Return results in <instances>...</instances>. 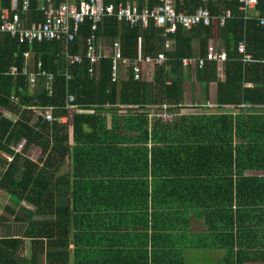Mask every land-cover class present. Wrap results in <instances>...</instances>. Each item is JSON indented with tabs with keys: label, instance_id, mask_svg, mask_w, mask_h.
Listing matches in <instances>:
<instances>
[{
	"label": "trees",
	"instance_id": "trees-1",
	"mask_svg": "<svg viewBox=\"0 0 264 264\" xmlns=\"http://www.w3.org/2000/svg\"><path fill=\"white\" fill-rule=\"evenodd\" d=\"M175 2L186 13L206 7L210 24L166 32L153 19L131 27L106 15L96 31L89 19L77 29L69 43L73 53L85 49L93 32L96 40L119 41L128 61L124 78L113 76L112 58H101L98 66L85 57L69 64L64 41L30 46L3 35L0 189L8 195L4 210L12 220L0 216V264H186L182 243L197 236L183 233L192 226L190 217L207 228L198 248L221 251V264H264V0L248 18L238 0ZM137 3L152 8L158 0ZM226 11L231 14L222 24ZM23 18L43 20L36 0ZM167 40L168 61L155 66L153 82L136 80L139 53L156 57ZM211 40L224 42L222 79L220 64L207 59ZM241 41L249 61L238 50ZM189 57L205 62L185 72L182 61ZM38 63L54 75L51 92L43 77L32 87L23 73L37 71ZM12 67L18 74L9 72ZM186 77L201 92L194 105L208 100L216 82V101L226 111L158 119L151 126L140 109L149 102L151 85L153 103L179 108ZM121 106L129 108L126 113L120 114ZM37 109H51L54 118L46 120ZM150 128L154 146L136 148L135 142L148 140ZM31 147L39 149L36 159ZM16 224L24 227L21 234Z\"/></svg>",
	"mask_w": 264,
	"mask_h": 264
},
{
	"label": "built area",
	"instance_id": "built-area-1",
	"mask_svg": "<svg viewBox=\"0 0 264 264\" xmlns=\"http://www.w3.org/2000/svg\"><path fill=\"white\" fill-rule=\"evenodd\" d=\"M39 3V10L43 14V20L27 22L23 18V14H27L31 6L32 0H9V4H4L0 0V40L4 34L9 33L18 38L21 43H26L32 46L35 42L44 40L53 41L65 39L68 44L73 42L75 34L80 25L89 19L92 22L93 31L97 30L98 23L106 15L115 16L119 21L127 22L131 27L147 26L148 22L153 19L158 27H164L166 32H174L178 25L186 29H191L197 25H209L211 22L210 11L206 7H199L191 13L177 11L175 0H158V3L150 8L147 4L139 7L134 1L126 0L125 2L106 4L105 0H36ZM240 2V10L245 12V18H248V13L253 12L258 4V0H238ZM230 11H226L221 17V23L229 17ZM264 23V20L261 21ZM171 48L169 40L165 43V51L161 52L156 57L143 56L139 53L137 59L133 62L134 78L136 80L143 79L144 66H160L168 61L166 50ZM238 50L244 54L243 61H249L251 56L246 54V45L244 41L238 44ZM28 54V53H27ZM28 56V55H27ZM104 55L97 53L96 34L93 32L86 40L84 54H74L68 49L64 51V57L69 64L81 63L87 58L90 63L98 64L99 60ZM121 48L118 40L113 41V76L118 73V63L122 59ZM225 53H216L210 47L207 59L215 61H224ZM127 61V60H126ZM198 61L202 66L204 59H195L192 57L184 58V65H193ZM9 72L13 75L18 74L17 67H12ZM28 74L29 81L32 87L36 84V77H43L45 86L51 92L54 75L41 68V63H38V70L23 71ZM74 101V96L69 95L67 102L70 104ZM215 106V105H214ZM153 111L149 116L155 119H160L164 122L172 121L177 113L172 110L173 105L163 103L152 105ZM36 112L42 115L46 120H52V110L37 109ZM67 119L62 118V121ZM22 143L16 147V151L21 150Z\"/></svg>",
	"mask_w": 264,
	"mask_h": 264
},
{
	"label": "crops",
	"instance_id": "crops-1",
	"mask_svg": "<svg viewBox=\"0 0 264 264\" xmlns=\"http://www.w3.org/2000/svg\"><path fill=\"white\" fill-rule=\"evenodd\" d=\"M132 1H134L138 5L137 0H132ZM121 2H123V1H121ZM118 3H120V2H118ZM8 4H9V2H8ZM102 39H104L103 42L101 41ZM107 39H110V38L105 37V38H99V39L96 40L97 53H100V54L104 55L103 57L112 58L113 50H109V47L106 44V40ZM59 40L64 41L65 42V48L69 50L68 42L64 38L63 39H59ZM83 46L81 48H83ZM210 47H212L216 53H220V54L221 53H225L224 42L221 41V40H211L210 41ZM84 50L82 51L83 53H84ZM82 52L80 50V51H78L76 53L77 54H82ZM76 53H74V54H76ZM26 55H28V56H26V58H27L26 59V61H27L26 67H28V65L30 63V58L33 59V53L31 52V53H28ZM225 55H226V53H225ZM217 62L220 64L219 78L222 79L223 78V61H217ZM92 65L98 66L99 63L98 64H92ZM190 66H192V65H187L186 66V65L183 64L185 72H187V70H188V68ZM127 68H128V61L121 60L118 63V73H117V76L115 78H117V77L118 78H124L126 76ZM154 68H155V66H153V67L152 66H144V68H143L144 73H143V79L142 80H146L148 82L150 80H152L151 82H153ZM148 70H151L150 71L152 73L151 79H149L150 73L148 72ZM28 71H30V70H28ZM112 71H113V65H112ZM44 82H45V80H44ZM188 85H189V89H190V95H189L190 102H188L187 99H186V94H187L186 90H187V86ZM151 86H152V90L149 92V96H148L149 102H147V106L145 108H140V109H143L141 111L142 112H146V114H148V119L150 120V125L152 126L153 121L154 120H158V119H155V118H152V117L149 116V113L151 111H153V109H151L152 107H150V106L159 105V104L153 103L154 102L153 94H154L155 90H154V85H151ZM196 87H194V85L192 84L190 79H188L186 77L185 82H184V103H183L182 107H179V108L178 107H173L172 108V110H174L177 113L175 118H177L178 116H182V115H200V114L216 113L218 111L219 112L226 111L227 108L226 109L225 108L222 109L221 107H219V105H218V103L216 101V99H217V97H216L217 96V83L216 82H212L210 84V86H209V98L205 102H202L201 105L200 104L199 105H194L193 104V103L197 102V101H194V99H196V100L198 98L200 99V95H201L199 87L198 86H196ZM197 103H199V102H197ZM109 108H111V107H106V109H109ZM125 109L127 110L129 108L121 106L119 108V110L121 112L120 114L126 113V112H124ZM138 109L139 108L135 107L136 111H138ZM127 114H128V112H127ZM110 117H111V113L108 112L107 113V118H108V122L109 123L111 121ZM63 121L65 122V121H67V119H64ZM138 134L139 133L137 131H135L133 136L138 138V136H139ZM151 137L152 136H151V128H150L149 129L148 140L146 142H144V143H141V144H140V142H135L134 146L137 148L138 146L143 145L148 150H151V148L154 146ZM190 220H191L192 226L189 225L188 227H183V233H185V234H194V235H197V236L194 239H191L190 237H187L186 239H184V241L182 243V246H183V248H182L183 249V257H184L185 263L186 264H221V259H222V252L221 251L206 252L205 250H202V249L198 248L199 247L198 242L200 240V237H198V236L205 235L206 232H207V230H206L207 228H206V225L204 224V221L203 220H197L196 218H191V217H190Z\"/></svg>",
	"mask_w": 264,
	"mask_h": 264
},
{
	"label": "rangeland",
	"instance_id": "rangeland-1",
	"mask_svg": "<svg viewBox=\"0 0 264 264\" xmlns=\"http://www.w3.org/2000/svg\"><path fill=\"white\" fill-rule=\"evenodd\" d=\"M102 42L104 41V39L101 40ZM106 44L108 45L109 47V50H113V41H111V39H107L106 40ZM151 70H148V72L150 73V76H149V79H151V76H152V73L150 72ZM127 73V72H126ZM152 80H150L149 82H151ZM186 99L188 102H190V99H189V95H190V89H189V85L187 86V90H186ZM29 155L30 157L32 158H35L38 157L39 155V149L37 147H31L30 151H29ZM6 158L10 159V156H6ZM8 195L0 189V216L3 214V215H6L10 220H12V216L10 214H8L5 210H4V206L6 204H8ZM24 205L30 207V208H33L34 206H32L31 204H29L28 202H24ZM16 234H21L24 227L16 224ZM252 264H260V263H252Z\"/></svg>",
	"mask_w": 264,
	"mask_h": 264
}]
</instances>
